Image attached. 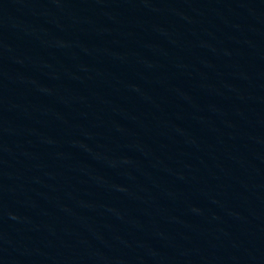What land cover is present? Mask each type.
I'll use <instances>...</instances> for the list:
<instances>
[{
	"label": "water",
	"instance_id": "obj_1",
	"mask_svg": "<svg viewBox=\"0 0 264 264\" xmlns=\"http://www.w3.org/2000/svg\"><path fill=\"white\" fill-rule=\"evenodd\" d=\"M0 264H264V0H0Z\"/></svg>",
	"mask_w": 264,
	"mask_h": 264
}]
</instances>
